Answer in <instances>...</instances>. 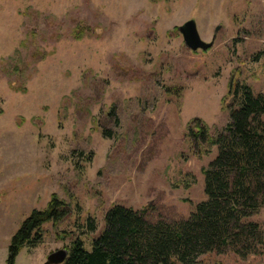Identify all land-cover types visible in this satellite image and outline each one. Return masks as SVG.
<instances>
[{
    "label": "rangeland",
    "instance_id": "374dc122",
    "mask_svg": "<svg viewBox=\"0 0 264 264\" xmlns=\"http://www.w3.org/2000/svg\"><path fill=\"white\" fill-rule=\"evenodd\" d=\"M189 20L210 49L185 45ZM231 83L264 93V0H0V264L53 195L68 214L16 264H44L76 238L91 250L114 205L188 218L217 155L194 156L188 126L223 129ZM249 220L264 231V207ZM197 264H264V248Z\"/></svg>",
    "mask_w": 264,
    "mask_h": 264
},
{
    "label": "trees",
    "instance_id": "16d2710c",
    "mask_svg": "<svg viewBox=\"0 0 264 264\" xmlns=\"http://www.w3.org/2000/svg\"><path fill=\"white\" fill-rule=\"evenodd\" d=\"M230 95L229 122L223 129L211 133L200 118L188 126L186 137L194 156L202 158L217 149L202 170L206 199L189 217L152 221L148 208L114 205L105 213L104 228L93 239L92 249L76 238L63 264H197L210 253L231 251L243 259L261 253L264 231L249 219L264 207V93L231 83ZM67 214V204L57 195L46 209L33 210L13 235L6 264H16L25 247L41 241L45 224H57ZM97 228L95 218L89 217L88 232Z\"/></svg>",
    "mask_w": 264,
    "mask_h": 264
},
{
    "label": "water",
    "instance_id": "95a60500",
    "mask_svg": "<svg viewBox=\"0 0 264 264\" xmlns=\"http://www.w3.org/2000/svg\"><path fill=\"white\" fill-rule=\"evenodd\" d=\"M219 29V28H217ZM179 31L183 36L185 45L192 51L208 50L212 47V42L202 40L197 23L195 20H189L179 27ZM68 256V250L60 249L52 252L44 264H63Z\"/></svg>",
    "mask_w": 264,
    "mask_h": 264
}]
</instances>
